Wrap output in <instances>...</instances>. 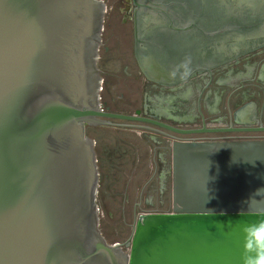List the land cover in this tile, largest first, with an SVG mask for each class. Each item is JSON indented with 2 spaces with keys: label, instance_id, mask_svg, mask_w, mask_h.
Returning a JSON list of instances; mask_svg holds the SVG:
<instances>
[{
  "label": "water",
  "instance_id": "1",
  "mask_svg": "<svg viewBox=\"0 0 264 264\" xmlns=\"http://www.w3.org/2000/svg\"><path fill=\"white\" fill-rule=\"evenodd\" d=\"M105 13L103 0H0V264H242L241 228L264 219V203H246L264 188V139L168 135L171 209L141 212L124 242L102 234L87 126L239 130L104 110Z\"/></svg>",
  "mask_w": 264,
  "mask_h": 264
},
{
  "label": "flooded vegetation",
  "instance_id": "2",
  "mask_svg": "<svg viewBox=\"0 0 264 264\" xmlns=\"http://www.w3.org/2000/svg\"><path fill=\"white\" fill-rule=\"evenodd\" d=\"M103 1L97 61L101 91L105 76L142 79L132 111L104 110L127 115L138 110L139 116L184 129H239L179 134L148 122L114 120L158 130L141 135L153 167L134 207L165 211L161 207L171 177L168 135L201 141L264 139L259 129L264 128V0ZM118 54L123 60H113ZM88 127L93 126L86 133ZM115 153L142 156L118 147Z\"/></svg>",
  "mask_w": 264,
  "mask_h": 264
},
{
  "label": "rangeland",
  "instance_id": "3",
  "mask_svg": "<svg viewBox=\"0 0 264 264\" xmlns=\"http://www.w3.org/2000/svg\"><path fill=\"white\" fill-rule=\"evenodd\" d=\"M120 56L118 54L112 58L121 61ZM116 63L112 66H116ZM124 63L126 61H122V65ZM141 90L142 79H137L136 75L117 79L105 76L101 103L111 110L132 111L140 99L138 92ZM87 134L96 141L95 150L100 173L97 203L101 232L109 243L124 242L132 234L136 217L141 212L151 211L144 205L141 209L135 210L134 207L138 202L140 190L152 171L150 146L144 142L141 137L143 132L140 130L95 126L88 127ZM115 147L135 154L138 151L143 157L138 160L127 153L117 155ZM165 196L166 201L161 209L168 211L171 209V177Z\"/></svg>",
  "mask_w": 264,
  "mask_h": 264
},
{
  "label": "clouds",
  "instance_id": "4",
  "mask_svg": "<svg viewBox=\"0 0 264 264\" xmlns=\"http://www.w3.org/2000/svg\"><path fill=\"white\" fill-rule=\"evenodd\" d=\"M258 196L264 197V188L257 189L252 194L246 202L249 207H252L253 204L264 203V199H256ZM241 231L243 233L242 264H264V219L244 224Z\"/></svg>",
  "mask_w": 264,
  "mask_h": 264
},
{
  "label": "crops",
  "instance_id": "5",
  "mask_svg": "<svg viewBox=\"0 0 264 264\" xmlns=\"http://www.w3.org/2000/svg\"><path fill=\"white\" fill-rule=\"evenodd\" d=\"M99 192V191H98Z\"/></svg>",
  "mask_w": 264,
  "mask_h": 264
}]
</instances>
